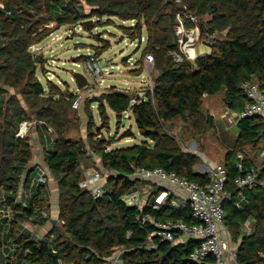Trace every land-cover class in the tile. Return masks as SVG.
<instances>
[{
	"label": "trees",
	"instance_id": "16d2710c",
	"mask_svg": "<svg viewBox=\"0 0 264 264\" xmlns=\"http://www.w3.org/2000/svg\"><path fill=\"white\" fill-rule=\"evenodd\" d=\"M183 3L197 17L201 38L215 36L210 52L194 62L174 60L173 55L178 53L175 13L181 8L169 0H0V212L10 213L0 218V229L10 225L8 264H104L116 252H120L121 264H214L211 256L202 262L190 259L197 244L192 239L175 243L154 239L152 247L149 236L153 227L141 225L138 207L128 206L122 199L139 183L132 179L136 168H161L199 185L208 183V175L195 171L197 155L183 151L165 131V123L179 117L190 119L194 125L205 118L211 122L201 101L221 91L230 109L239 112L245 104L240 85L252 78L264 79V0ZM93 18L133 23L122 26L131 41H140L144 30L147 39L142 58L151 54L154 59L153 88L142 99L111 86L100 99L90 101L98 103L102 119L107 117L105 106L115 113L117 123L130 112L143 137L139 144L111 150H107L106 143H88L106 172L104 194L96 199L79 186L82 160L88 153L86 143L65 136L66 117L77 95L60 91L51 81L44 87L36 76L38 66L43 64L42 56L31 52L47 37L48 24L80 22L87 30V20ZM105 49H99L98 56ZM24 122L54 134L52 147L43 155L45 182L38 179V189L30 195L37 168L30 165L33 146L29 137L18 136ZM237 128L236 148L227 153L224 167L228 176L226 192L233 198L223 204V226L231 242L238 245L237 264H264V187L246 188L239 193L232 185L237 174L234 153L264 136V120L245 118ZM87 129H92L90 124ZM127 136L133 133L127 131ZM48 182L58 192L57 219L61 228L49 242L21 227L25 222L40 227L47 223ZM238 200L240 207H235L233 201ZM143 213L159 221L181 218L194 222L186 208L167 205L151 210L146 206ZM246 222L251 226L250 234L243 232ZM3 244L0 239V247Z\"/></svg>",
	"mask_w": 264,
	"mask_h": 264
},
{
	"label": "rangeland",
	"instance_id": "374dc122",
	"mask_svg": "<svg viewBox=\"0 0 264 264\" xmlns=\"http://www.w3.org/2000/svg\"><path fill=\"white\" fill-rule=\"evenodd\" d=\"M84 9L86 12L88 11L86 6ZM87 21L90 23L87 30L81 27L80 22L61 26L56 23L48 24L46 26L49 30L47 37L34 45L31 52L42 56L43 64L38 66L36 76L44 87H46L47 81H51L58 86L60 91L81 96L78 108L71 109L66 117L65 136L70 140L82 139L86 143L88 153L82 160V172L98 170L106 174L100 159L93 155L89 144L91 145L95 141H98L97 145L106 143L107 150H111L139 144L143 141V137L138 132L130 112L125 114L117 123L115 113L108 106H105L107 117L102 119L99 115L98 103L90 104V101L100 99L111 86L131 95H136L138 100L142 99L145 92L153 88L154 72L152 67L148 66L142 58L147 39L144 30L140 41L137 39L131 41L122 28V26H132L133 23L129 21H120L116 18H93ZM221 38L218 35V39ZM102 47H106V49L98 56L99 49ZM209 52L210 45L206 43L205 38H202L197 45L198 56ZM91 57L96 59L102 69L99 76L88 75L86 71L85 64ZM74 73H80L86 77L87 85L82 89H77L73 79ZM201 106L204 113L211 118V122H206L205 118L203 122L194 125L190 119L179 117L165 123V131L176 139L180 148L185 152L197 155L196 172L202 171L206 166L218 165L224 168L227 153L233 152L236 148L235 139L239 131L237 125L230 122L231 116L228 112L232 110L225 100L224 91L214 96H204ZM28 123L26 124L27 127L22 128L27 129L23 136H28L33 146L30 165L33 162H39L43 165L44 147L47 144L51 147L53 143L52 132L44 129L43 138L48 143L45 141L43 147L36 128L32 126V122ZM88 124L92 128L90 131L87 129ZM127 131L133 133V136L124 137V133ZM52 135L54 139V134ZM253 144L246 143L238 151L248 153L251 158H256V149L264 145V136ZM252 162L259 163L257 160H252ZM40 171L42 172V169L39 167L35 176H39ZM36 180L32 193L38 189V179ZM146 184L147 182L139 181L135 190L150 189V186L145 187ZM21 193L22 190L20 189L19 195ZM8 214L10 213L0 212V218ZM21 227L26 228L35 236L39 232L48 231L47 228L43 230L42 227L30 222L23 223ZM9 228L10 225L8 224L0 229V239L4 242L0 247V264H8L6 254L9 251L8 244L11 241V236L8 233ZM19 228L20 225L18 230ZM60 231V225H57L51 236H56ZM225 238L229 241L227 233ZM46 240L48 242L51 240L47 234ZM3 247H6L7 250L4 251ZM236 263L232 262V264ZM12 264L26 263L22 261Z\"/></svg>",
	"mask_w": 264,
	"mask_h": 264
},
{
	"label": "built area",
	"instance_id": "2783aa9c",
	"mask_svg": "<svg viewBox=\"0 0 264 264\" xmlns=\"http://www.w3.org/2000/svg\"><path fill=\"white\" fill-rule=\"evenodd\" d=\"M169 1L181 8L175 13L174 32L177 36L178 53L173 55L174 60L194 62L199 57L197 45L202 39L198 19L187 11L183 0ZM214 37L206 35V43L212 44ZM144 61L152 67L153 56L146 54ZM85 65L88 75L96 77L101 74L102 69L96 59L89 58ZM240 88L245 96V104L239 112H228L231 116L230 122L237 125L240 120L250 117L264 120V79L252 78L243 82ZM80 100L81 96L77 95L72 103V109L78 108ZM26 124L27 122H24L20 125L18 136L23 137L27 129L22 127H27ZM49 132L51 131L49 130ZM234 155V167L237 174L232 181L233 187L238 192L246 188L264 187V145L256 149V158L252 157V159L248 153L241 151L235 152ZM252 160H257L259 163L252 162ZM198 173L208 175V183L199 185L161 168H136L132 179L147 182L146 185L150 186V189L134 190L124 194L122 199L128 206L138 207L141 215H137V219L141 225L150 224L153 227L149 236L150 244L154 239L171 243L192 239L197 241L190 253L192 261L202 262L211 256L214 259V264L236 263L238 245L231 242L223 226V204L226 201L231 202L233 198V194L226 192L227 172L225 168L213 165L206 166ZM105 177V174L98 170H85L79 186L89 191L93 198H101L104 194ZM39 180L45 182L44 177H40ZM167 205L186 208L194 222L188 223L181 218L159 221L154 216L143 213L146 206L151 210H158ZM233 205L240 207V202L233 201ZM243 232L251 233L249 222L244 224ZM226 233L229 241L225 238ZM151 246L154 247L153 244ZM119 254L120 252H116L106 259L104 264H121Z\"/></svg>",
	"mask_w": 264,
	"mask_h": 264
},
{
	"label": "crops",
	"instance_id": "0c3cea01",
	"mask_svg": "<svg viewBox=\"0 0 264 264\" xmlns=\"http://www.w3.org/2000/svg\"><path fill=\"white\" fill-rule=\"evenodd\" d=\"M36 132L39 133V136H40V138L42 140L41 141V144L43 146V144L45 143V141H47L45 138H43V135L45 133V130L43 128H39V129L36 128ZM51 136H52V141H53V135H52V133H51ZM47 143H48V141H47ZM51 147H49V145L47 144V146H45L44 149H49ZM36 163H38V164L35 165ZM33 164L37 168V171H38V168L39 167L42 169V172L40 171L38 173L39 176H35L34 175L36 179H40V177L43 176V173L44 172H47V168H46V166H43L44 163H43V165H41V164H39V162H33L31 166H34ZM81 169H82V167H81ZM46 175L49 176L48 173H46ZM145 187H148V185L147 186L145 185ZM46 188H47V192H48L47 193V196H48V201H49V203H48L49 204V207H48L49 210L46 211V214L48 215V221H47V223H45L41 227L43 228V230L45 228H47L48 231L47 232L44 231L43 233L42 232H39L38 235H36V237H35V238H37L39 240H41L42 238L43 239L46 238V234L48 235L49 232L51 231L52 227H54V225L51 222L52 220H55L56 221L55 225H60V223H59V221L57 219L58 218V192H57L56 186H52L48 182V186ZM32 191H33V189H31V191H28L29 195L32 194ZM29 195H26V197L29 196ZM47 224H49V226H47ZM49 237L52 238V236H49ZM229 264H232V262H229Z\"/></svg>",
	"mask_w": 264,
	"mask_h": 264
},
{
	"label": "water",
	"instance_id": "95a60500",
	"mask_svg": "<svg viewBox=\"0 0 264 264\" xmlns=\"http://www.w3.org/2000/svg\"><path fill=\"white\" fill-rule=\"evenodd\" d=\"M89 21H87V25L89 26L90 23H88ZM73 79L74 82L76 84L77 89H82L83 87H85L87 85V79L83 74L80 73H74L73 75ZM53 225H55L56 221L52 220L51 221Z\"/></svg>",
	"mask_w": 264,
	"mask_h": 264
}]
</instances>
